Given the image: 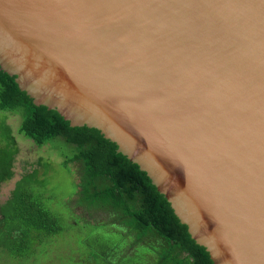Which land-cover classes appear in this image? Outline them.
I'll use <instances>...</instances> for the list:
<instances>
[{
  "label": "water",
  "instance_id": "obj_1",
  "mask_svg": "<svg viewBox=\"0 0 264 264\" xmlns=\"http://www.w3.org/2000/svg\"><path fill=\"white\" fill-rule=\"evenodd\" d=\"M0 70L114 142L214 264H264V0H0Z\"/></svg>",
  "mask_w": 264,
  "mask_h": 264
},
{
  "label": "trees",
  "instance_id": "obj_2",
  "mask_svg": "<svg viewBox=\"0 0 264 264\" xmlns=\"http://www.w3.org/2000/svg\"><path fill=\"white\" fill-rule=\"evenodd\" d=\"M0 111L19 116V134L50 147L69 170L77 171V202L88 210H103L112 222L93 225L100 238L92 253L104 264H214L196 243L147 173L117 151V145L97 129L73 127L57 111L35 105L15 81L0 70ZM18 144L11 126L0 122V190L13 178ZM25 172L9 198L0 203V250L14 258L27 257L45 237L58 235L67 220L47 206L48 163ZM70 171V170H69ZM76 191L74 192V194ZM73 194V195H74ZM109 227L117 242L101 231ZM101 230V231H99Z\"/></svg>",
  "mask_w": 264,
  "mask_h": 264
},
{
  "label": "rangeland",
  "instance_id": "obj_3",
  "mask_svg": "<svg viewBox=\"0 0 264 264\" xmlns=\"http://www.w3.org/2000/svg\"><path fill=\"white\" fill-rule=\"evenodd\" d=\"M3 119L11 126L19 153L15 161L13 178L1 186L0 203H4L9 198L16 182L25 172L38 169L42 174L43 168L39 163L46 161L48 163L47 193L50 195L47 206L53 214L61 217L63 222L64 219L67 220L68 226L75 227H68L58 235L45 237L27 257L14 258L0 250V264H104L102 257L92 253L100 238L94 236L96 231L93 225L112 222L110 215L103 210H88L84 205L78 204V190L75 185L78 183V176L74 164L68 165L69 171L60 164L61 157L49 144L39 146L33 140L19 134V116L0 111V122ZM105 228V231L99 230L101 234L117 242L120 238L119 234L110 232L109 227Z\"/></svg>",
  "mask_w": 264,
  "mask_h": 264
}]
</instances>
